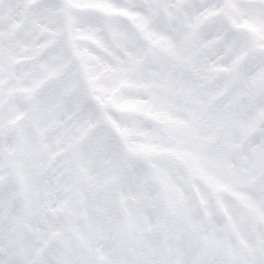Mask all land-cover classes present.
Returning a JSON list of instances; mask_svg holds the SVG:
<instances>
[{"label":"snow or ice","instance_id":"6c2138e0","mask_svg":"<svg viewBox=\"0 0 264 264\" xmlns=\"http://www.w3.org/2000/svg\"><path fill=\"white\" fill-rule=\"evenodd\" d=\"M0 264H264V0H0Z\"/></svg>","mask_w":264,"mask_h":264}]
</instances>
